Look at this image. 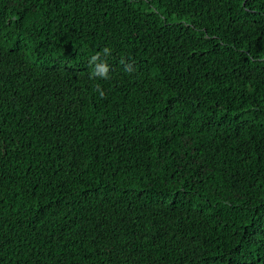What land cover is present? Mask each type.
Masks as SVG:
<instances>
[{
  "label": "trees",
  "instance_id": "1",
  "mask_svg": "<svg viewBox=\"0 0 264 264\" xmlns=\"http://www.w3.org/2000/svg\"><path fill=\"white\" fill-rule=\"evenodd\" d=\"M0 264H264V0H0Z\"/></svg>",
  "mask_w": 264,
  "mask_h": 264
},
{
  "label": "clouds",
  "instance_id": "2",
  "mask_svg": "<svg viewBox=\"0 0 264 264\" xmlns=\"http://www.w3.org/2000/svg\"><path fill=\"white\" fill-rule=\"evenodd\" d=\"M104 52L107 54L110 52V49L105 48ZM92 59H93V62H95L98 59V57L94 56ZM108 71H109L108 66L106 64H104V65L100 66V71L98 73H94V75H100L103 77H107ZM100 95L103 96L104 93L101 91Z\"/></svg>",
  "mask_w": 264,
  "mask_h": 264
}]
</instances>
